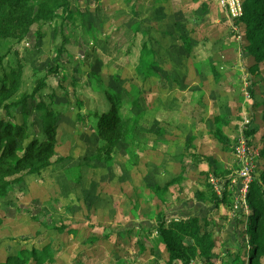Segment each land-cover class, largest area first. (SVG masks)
Segmentation results:
<instances>
[{"label":"rangeland","instance_id":"obj_1","mask_svg":"<svg viewBox=\"0 0 264 264\" xmlns=\"http://www.w3.org/2000/svg\"><path fill=\"white\" fill-rule=\"evenodd\" d=\"M231 11L227 0H78L64 30L58 19L32 41L4 42L10 65L21 72L18 95L44 82L27 101L31 138L43 139L39 100L55 108L58 129L52 165L24 174L0 198V258L20 246L49 244L48 264H165L156 231L147 227L169 216L170 206L199 201L214 171L230 179V193L225 204L199 212L203 228L214 234L216 256L241 242L237 210H248L235 192L241 168L235 143L248 115L245 132L255 123V132L245 133L248 146L261 150L264 62L250 69L244 27ZM143 44L152 51L148 76L136 70ZM108 93L120 94V113L136 122L141 141L135 157L116 146L110 165L93 158ZM167 185L158 197L156 187ZM60 225L73 231H57Z\"/></svg>","mask_w":264,"mask_h":264},{"label":"trees","instance_id":"obj_2","mask_svg":"<svg viewBox=\"0 0 264 264\" xmlns=\"http://www.w3.org/2000/svg\"><path fill=\"white\" fill-rule=\"evenodd\" d=\"M76 1L78 0H0V198L5 197L12 189L13 183L20 182L24 174H40L52 165L56 155L58 129V114L55 108L51 109L45 102L39 100L36 108L40 112L43 139L36 136L31 138L28 123L30 110L27 101L30 98L34 99L44 82L40 81L32 93L18 95L19 86L22 84L21 72L10 65V55L8 50L4 49V42L13 40L19 43L27 39L32 41V37L42 34L43 26L57 22L58 19H61L62 29L66 28L68 21L74 17L72 4ZM241 6L242 14L235 19L244 27L242 53H246L254 60V66H250L253 70L254 67L257 69L256 65L264 62V0H241ZM79 15L81 17L83 14ZM183 39L187 51L191 50L188 40ZM12 52L17 55L13 50ZM149 53L152 51L147 50L143 44L141 57L136 66L138 72L147 76L153 73L154 66L150 62L147 64L149 58L146 55ZM107 98L109 110L98 117L95 127L100 141L93 158L110 165L114 160L116 146L123 144L127 153L135 157L134 150L140 147L141 141L134 132L136 122L129 117H123L120 113L122 107L120 94L108 93ZM18 111L21 115L20 123L15 122ZM261 118L263 124L260 162L255 168L246 194L248 214L245 215L244 209L239 207L236 215V219H239L236 221L240 226L237 235L241 242L228 246L225 252L221 251L222 256H216L213 252L216 246L214 234L204 230L202 218L196 215L179 216L169 218V222L166 223L163 218L166 216L161 215L156 226L150 225L147 228L148 233L156 231V242L163 247L158 248L160 254H163L165 264H188L191 260H202V264H215L216 257L222 260L221 264H264V100ZM217 131L213 137L219 140ZM254 132L255 130L251 129L245 133L251 136ZM224 140L222 145L226 148L230 144L226 142L228 141L226 138ZM58 159L61 158L55 161ZM213 175L217 180L222 177L221 173L215 171ZM218 182L221 185L220 193L216 191L209 178L199 191L200 199L215 207L225 204L230 193L229 178L220 179ZM234 185L236 190L238 189L235 192L239 193L240 181ZM156 189H160L158 197H162L160 194L168 189V185ZM159 213H162V210ZM32 216L37 218L35 214ZM2 222L3 218L0 217V225ZM54 228L61 232L66 229L73 231L72 227L65 228L64 225ZM246 237L247 240L244 241ZM232 247L237 250L232 252ZM156 248L152 246L151 252H156ZM224 253H227L225 259ZM50 256L49 244L41 248L26 245L14 249V252L11 250L7 252L0 258V264H48Z\"/></svg>","mask_w":264,"mask_h":264},{"label":"built area","instance_id":"obj_3","mask_svg":"<svg viewBox=\"0 0 264 264\" xmlns=\"http://www.w3.org/2000/svg\"><path fill=\"white\" fill-rule=\"evenodd\" d=\"M230 6H234L235 11H231L230 13L232 18H238L242 14V8L240 0H227ZM245 80H247L245 78ZM247 82H245L244 92H246V96H248L247 92ZM250 124V119L248 115H245L243 123L240 128V133L238 137V142L235 145L236 156L239 161V168L238 173V180L240 181L239 187V196L241 197V204H246V194L248 191V186L250 181L252 180L253 173L255 171L256 165L260 162V150L253 151L252 148L248 146L247 137L245 136V129ZM256 158L257 161L255 160ZM211 183L214 185V188L218 193H220L221 185L219 184L218 180L215 178H211Z\"/></svg>","mask_w":264,"mask_h":264},{"label":"crops","instance_id":"obj_4","mask_svg":"<svg viewBox=\"0 0 264 264\" xmlns=\"http://www.w3.org/2000/svg\"><path fill=\"white\" fill-rule=\"evenodd\" d=\"M261 117H262V114H261ZM261 120H262V118H261ZM252 123L254 124V126L252 125V129H255L254 121H252ZM262 124H263V122H262ZM261 131H262V127H261ZM225 163L227 164L228 162H225ZM224 169L225 168L222 167V165H221V172L224 171ZM197 197H198V199H200L199 192L197 193ZM170 207L171 208H169V210H168L170 215L169 216L166 215L167 219H168V217L169 218L170 217L174 218V217H179V216H195V215L200 217L199 212H203V214H204L205 212H207L209 210L212 211L211 205L208 204V203L206 204L202 199H200L199 201H194L193 199H189V200H187L185 202L180 201L179 205H173V206H170ZM146 221L149 222V224L152 223L149 220H146Z\"/></svg>","mask_w":264,"mask_h":264}]
</instances>
